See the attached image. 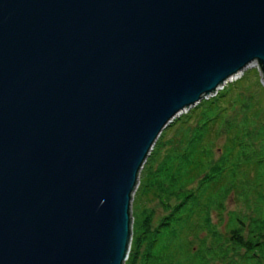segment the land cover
Listing matches in <instances>:
<instances>
[{"label": "water", "instance_id": "95a60500", "mask_svg": "<svg viewBox=\"0 0 264 264\" xmlns=\"http://www.w3.org/2000/svg\"><path fill=\"white\" fill-rule=\"evenodd\" d=\"M253 66L264 0H0V264H126L163 131Z\"/></svg>", "mask_w": 264, "mask_h": 264}, {"label": "trees", "instance_id": "16d2710c", "mask_svg": "<svg viewBox=\"0 0 264 264\" xmlns=\"http://www.w3.org/2000/svg\"><path fill=\"white\" fill-rule=\"evenodd\" d=\"M154 200L167 214L154 228L148 215L126 264H264V87L257 72L163 131L140 173L133 211L145 212ZM171 246L173 259H166L161 248Z\"/></svg>", "mask_w": 264, "mask_h": 264}, {"label": "rangeland", "instance_id": "374dc122", "mask_svg": "<svg viewBox=\"0 0 264 264\" xmlns=\"http://www.w3.org/2000/svg\"><path fill=\"white\" fill-rule=\"evenodd\" d=\"M248 71L249 72H251V71L252 72H257V74L259 75V78H260V82L263 85V83H262V76H261V73H260L259 68L257 66H253V67L247 69L241 75L240 78H242L245 75V73H247ZM240 78H238L236 80H233V82L239 80ZM233 82H230L228 84H231ZM228 84L225 87H227ZM263 87H264V85H263ZM212 98H214V97H212ZM189 111L183 113L182 116L187 115L189 113ZM182 116H180V117H182ZM134 197H135V195H134ZM140 208H141L140 206H137L136 211L135 212L133 211V240L135 238V241H136L137 237L142 232H144L145 226L146 225H150L149 223H147V217H148V215H149V217L152 216V221H151L152 222V225L151 226L154 228V226H157L159 224V222L163 219V217L167 214L165 212V210H164L165 209V206L163 207L162 204L159 201H155V200H154V202H149L146 205L145 212H143L144 211L143 208H141V209ZM164 244H165V237H162V239L160 241V245H164ZM174 248L175 247L171 246L169 248V251H167L166 249L161 248L162 253H163V255L165 256L166 259L167 258L173 259V256H174ZM141 252H142V249H141Z\"/></svg>", "mask_w": 264, "mask_h": 264}]
</instances>
